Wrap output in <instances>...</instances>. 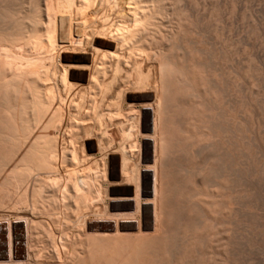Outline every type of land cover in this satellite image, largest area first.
<instances>
[{
    "label": "rangeland",
    "instance_id": "1",
    "mask_svg": "<svg viewBox=\"0 0 264 264\" xmlns=\"http://www.w3.org/2000/svg\"><path fill=\"white\" fill-rule=\"evenodd\" d=\"M0 264H264V0H0Z\"/></svg>",
    "mask_w": 264,
    "mask_h": 264
}]
</instances>
